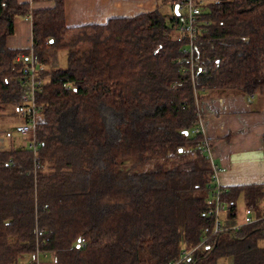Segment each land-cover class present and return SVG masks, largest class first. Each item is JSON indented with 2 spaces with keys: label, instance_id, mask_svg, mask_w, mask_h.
<instances>
[{
  "label": "trees",
  "instance_id": "trees-1",
  "mask_svg": "<svg viewBox=\"0 0 264 264\" xmlns=\"http://www.w3.org/2000/svg\"><path fill=\"white\" fill-rule=\"evenodd\" d=\"M51 2L0 0V122L21 118L0 147V264H264V185L221 188L225 230L200 245L218 186L197 107L212 93L264 94V0H208L196 92L174 6L70 28L64 0ZM16 18L32 22L29 50L8 46ZM57 52L65 68L50 66ZM31 57L45 82L35 133L22 136ZM241 197L260 220L233 231Z\"/></svg>",
  "mask_w": 264,
  "mask_h": 264
},
{
  "label": "crops",
  "instance_id": "crops-1",
  "mask_svg": "<svg viewBox=\"0 0 264 264\" xmlns=\"http://www.w3.org/2000/svg\"><path fill=\"white\" fill-rule=\"evenodd\" d=\"M174 1L64 0L66 24L70 28L104 25L111 19L133 18L155 11L167 15L171 13ZM19 2L30 3L32 9L53 6L51 0ZM7 42L12 49H31V20L16 18L15 32ZM53 57L51 67H54ZM198 106L205 120L202 133L211 145L213 165L218 170L217 185L222 189L264 185V94L246 96L234 92L219 95L212 93L199 101ZM10 146V138H0V147ZM253 215L256 218L255 212Z\"/></svg>",
  "mask_w": 264,
  "mask_h": 264
},
{
  "label": "built area",
  "instance_id": "built-area-1",
  "mask_svg": "<svg viewBox=\"0 0 264 264\" xmlns=\"http://www.w3.org/2000/svg\"><path fill=\"white\" fill-rule=\"evenodd\" d=\"M208 3V0H175L174 6H179V12L182 16V25L179 27V35L177 37L178 41H186V44L183 48V54L188 60V67L185 69V72H189L191 76V81L196 92V88L199 86L197 79V74L207 71V64L204 60L197 59L198 52V30L197 26L199 24V17L202 14V11L205 5ZM24 59L23 56L18 58L19 61ZM178 64H183V60L178 59ZM44 70V66L37 65L33 58L31 57L26 65L22 69V84H23V99L27 104L26 109L24 110V117L26 122L17 127V132L22 136H27L29 134H34L37 125V117L40 111V107L36 104V94L41 90L45 80L39 78V73ZM176 87V84L174 85ZM197 101V107L199 111ZM200 130L202 131V126L204 123V118L200 113L198 114ZM199 132V130H197ZM33 147L36 146L34 141L31 144ZM198 150L201 154L205 155L206 158L210 161L214 169L213 179L217 181V172L218 170L213 165V155L211 145L208 140L205 138L203 142L198 146ZM217 183V182H216ZM218 186V185H217ZM220 194L221 188L218 186L217 192L214 195L216 199L215 205V227L213 233L205 237L200 245H204L209 242L211 238L217 234H220L225 229L222 227V218L221 213L225 210V205L220 203ZM254 212L251 209H246V217L244 223L235 226L232 228L233 231L237 230L240 226L253 224L260 219L254 217ZM84 244V240L81 241L80 245ZM193 251L187 252L182 257V260L187 259Z\"/></svg>",
  "mask_w": 264,
  "mask_h": 264
},
{
  "label": "rangeland",
  "instance_id": "rangeland-1",
  "mask_svg": "<svg viewBox=\"0 0 264 264\" xmlns=\"http://www.w3.org/2000/svg\"><path fill=\"white\" fill-rule=\"evenodd\" d=\"M169 12V11H167ZM53 65L56 68H65L67 66V54L65 52H57L53 54ZM5 119L0 122V132L3 134L4 138L6 137H17L18 134L15 131L16 125L19 123L21 118L17 115H6L4 113ZM8 137V138H9ZM241 197L238 201V218L237 221L239 223H244L245 217H246V207H245V202ZM260 245L264 247V240L260 242ZM232 261H226V263L231 264ZM224 263V262H223ZM41 264H50V258L49 257H42Z\"/></svg>",
  "mask_w": 264,
  "mask_h": 264
},
{
  "label": "water",
  "instance_id": "water-1",
  "mask_svg": "<svg viewBox=\"0 0 264 264\" xmlns=\"http://www.w3.org/2000/svg\"><path fill=\"white\" fill-rule=\"evenodd\" d=\"M175 13H179V6L178 5L175 6Z\"/></svg>",
  "mask_w": 264,
  "mask_h": 264
}]
</instances>
